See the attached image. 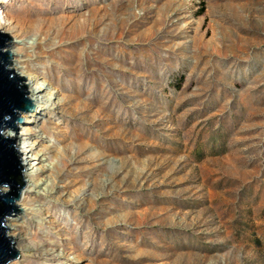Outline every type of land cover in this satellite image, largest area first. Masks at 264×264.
<instances>
[{
    "label": "rangeland",
    "instance_id": "1",
    "mask_svg": "<svg viewBox=\"0 0 264 264\" xmlns=\"http://www.w3.org/2000/svg\"><path fill=\"white\" fill-rule=\"evenodd\" d=\"M0 15L54 93L17 125L56 192L29 200L31 248L10 264H264V0H0Z\"/></svg>",
    "mask_w": 264,
    "mask_h": 264
},
{
    "label": "water",
    "instance_id": "2",
    "mask_svg": "<svg viewBox=\"0 0 264 264\" xmlns=\"http://www.w3.org/2000/svg\"><path fill=\"white\" fill-rule=\"evenodd\" d=\"M10 40L12 38L8 34L0 32V264H10L20 256L12 237L7 235L6 220L20 212L16 201L25 186L24 167L15 146L16 138H10L4 131L12 129L17 134L22 113L32 112L35 107L27 96L29 91L23 83L24 78L9 68L11 53L6 48ZM3 185H8L10 190Z\"/></svg>",
    "mask_w": 264,
    "mask_h": 264
},
{
    "label": "bare ground",
    "instance_id": "3",
    "mask_svg": "<svg viewBox=\"0 0 264 264\" xmlns=\"http://www.w3.org/2000/svg\"><path fill=\"white\" fill-rule=\"evenodd\" d=\"M8 20L4 19L0 15V32L8 34L11 38H15V39L17 38L18 39L17 41L21 42L20 36H21L22 28L19 25H17V23L13 24L12 21L9 22ZM9 52L10 53L12 52L11 58H10V61H12V64L10 65V67L16 70L21 75V77L22 76L24 77L26 84L31 85V84L40 83V85H35L34 87L31 85V87L28 89L29 93L27 94V96L31 100H33L32 102L37 104L38 107H41L40 110L42 111V109H45L44 107L45 100L42 98V93L45 92L47 95V100L51 102L53 99V95H54L53 91L50 90L52 85L50 86V83H44L43 81H39L36 76H33L32 74L24 71L23 66L20 65V53L18 49H14L12 51L9 50ZM19 127L22 128L21 125ZM11 130L12 129H7L4 131V133L5 135L9 136L12 139L16 138L15 146L18 150V153L21 159L20 162L24 167L22 175L24 177L23 180L25 181V186L22 188L23 189L22 196L20 197L21 195L20 193L19 195L20 199L18 198L16 202L18 209H20V212H17V214H15L16 216H10L7 218L6 227L8 228L7 235L12 237V242L15 243L14 244L15 249L17 248L18 250L17 249L16 250L20 251V259L24 260L25 251H29L31 248L29 244L26 243L25 235L22 233V230H21L22 229L21 224L22 222H24L23 219L24 217L28 215V213L31 210V207L28 206V202L31 198H34L36 194H41V193L49 194V193L56 192V189H54V187L52 188H46V187L42 188L41 187L42 183L46 181V177H47L45 176L46 172L50 170L48 167H46L43 164L45 155H43L41 149H39L38 140L28 139V138L21 139L23 132L20 131L16 134L14 133V130L12 131ZM19 139H21V142L19 141ZM14 263L22 264L19 260L14 261Z\"/></svg>",
    "mask_w": 264,
    "mask_h": 264
},
{
    "label": "clouds",
    "instance_id": "4",
    "mask_svg": "<svg viewBox=\"0 0 264 264\" xmlns=\"http://www.w3.org/2000/svg\"><path fill=\"white\" fill-rule=\"evenodd\" d=\"M7 119L9 120V119H11V117H8ZM2 187L9 189V186L8 185H3Z\"/></svg>",
    "mask_w": 264,
    "mask_h": 264
}]
</instances>
